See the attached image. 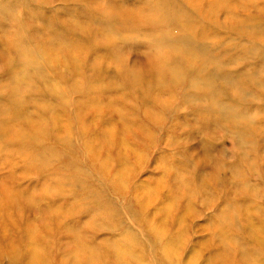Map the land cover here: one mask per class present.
Listing matches in <instances>:
<instances>
[{
  "label": "rangeland",
  "instance_id": "obj_1",
  "mask_svg": "<svg viewBox=\"0 0 264 264\" xmlns=\"http://www.w3.org/2000/svg\"><path fill=\"white\" fill-rule=\"evenodd\" d=\"M261 60L264 0H0V264H264Z\"/></svg>",
  "mask_w": 264,
  "mask_h": 264
},
{
  "label": "bare ground",
  "instance_id": "obj_2",
  "mask_svg": "<svg viewBox=\"0 0 264 264\" xmlns=\"http://www.w3.org/2000/svg\"><path fill=\"white\" fill-rule=\"evenodd\" d=\"M159 3V2H158ZM199 3V2H198ZM157 4V3H156ZM155 7V5L153 6V8ZM110 11V10H109ZM113 11H110V13H112ZM180 14H182V13H180ZM181 16H183V15H181ZM184 17V16H183ZM188 18H189V16H188ZM111 20L110 21H107V22H104V23H108L107 24V26H105V27H111V25H112V23H113V19H112V17L110 18ZM242 22V21H241ZM97 37V36H96ZM163 38H166V37H164V36H159V37H156V38H154V39H152V43L154 44L155 43V48L157 49L158 47H160V46H162L164 43H165V40L163 39ZM41 48H38V52H42L41 50H40ZM176 54V53H175ZM261 62H262V60H261ZM187 63V62H186ZM218 64H220V62L218 61L217 62ZM264 67V60H263V62H262V64H261V68H263ZM135 70H137V68H135V66H133L132 68H131V71H135ZM200 73V72H199ZM227 78H228V82L231 84V87H238V86H240V85H243L244 86V88L246 87V82L247 83H249L248 85H257V86H260V85H264V82H261V79H254V78H252V77H248V78H245L244 77V79H243V81H241V80H238V81H236L237 80V78H235V77H233V76H231V75H229V76H227ZM16 80V79H15ZM135 82V81H134ZM132 84V83H131ZM16 90V89H15ZM234 93V92H233ZM182 94H183V92H182ZM248 94V93H247ZM252 94H254L253 92H252ZM227 108V107H226ZM232 109V108H231ZM226 113L228 114V113H234V111L232 112V111H226ZM234 115H237V114H234ZM245 117V116H244ZM14 118V117H13ZM12 118V119H13ZM246 118L247 119H251V116H246ZM179 187V186H178ZM180 188V187H179ZM132 238H134L133 236H131ZM131 237L130 238H128V240H127V242L129 243V244H131V245H133L134 244V241L131 239ZM173 246H174V242H171V243H169V242H167L165 245H164V249H163V251H164V254H169V252H166L167 250H171L170 252H173L172 251V248H173ZM124 248V250H127V247L126 246H124L123 247ZM74 250V249H73ZM124 250H122V251H124ZM86 257V256H85ZM162 257L165 259V257L162 255ZM94 260V259H93ZM88 264V263H87ZM89 264H91V263H89Z\"/></svg>",
  "mask_w": 264,
  "mask_h": 264
}]
</instances>
